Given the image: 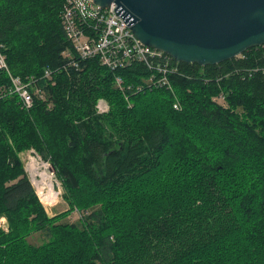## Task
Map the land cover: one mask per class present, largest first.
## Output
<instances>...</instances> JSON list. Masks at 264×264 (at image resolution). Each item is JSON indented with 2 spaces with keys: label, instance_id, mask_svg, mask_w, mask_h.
I'll return each mask as SVG.
<instances>
[{
  "label": "trees",
  "instance_id": "1",
  "mask_svg": "<svg viewBox=\"0 0 264 264\" xmlns=\"http://www.w3.org/2000/svg\"><path fill=\"white\" fill-rule=\"evenodd\" d=\"M63 2L0 0L10 75L42 95L24 107L0 71V264H264V46L178 63L172 93L145 85L142 64L65 68ZM29 149L68 210L47 214L19 156Z\"/></svg>",
  "mask_w": 264,
  "mask_h": 264
},
{
  "label": "water",
  "instance_id": "2",
  "mask_svg": "<svg viewBox=\"0 0 264 264\" xmlns=\"http://www.w3.org/2000/svg\"><path fill=\"white\" fill-rule=\"evenodd\" d=\"M93 2L102 8L114 4L139 43L178 63L207 67L264 46V0ZM53 189L59 190L57 181Z\"/></svg>",
  "mask_w": 264,
  "mask_h": 264
},
{
  "label": "built area",
  "instance_id": "3",
  "mask_svg": "<svg viewBox=\"0 0 264 264\" xmlns=\"http://www.w3.org/2000/svg\"><path fill=\"white\" fill-rule=\"evenodd\" d=\"M61 6L59 20L62 32L72 47V52L66 50L62 53L63 59L67 60L65 68L78 69L80 62L91 58H97L102 66L111 71L142 64L151 71L143 81L145 85L166 88L173 93L170 76L182 73L178 62L157 49L139 43L130 30L128 21L121 17L114 4L102 8L93 0H64ZM3 47L0 43V71L9 75L12 82L11 91L19 95L24 107L30 108L33 95L42 98L41 92L36 90L32 93L30 90L29 86L35 79L24 81L18 76L10 75L6 57L2 52ZM44 77L50 79V70H45ZM122 82L119 76L115 77L116 86L124 92L126 88ZM140 89L141 86L138 87V90ZM178 106L179 102L175 101L172 107L178 109ZM107 109L106 103L99 102L96 105L98 113L106 112ZM0 229H8V225L1 219Z\"/></svg>",
  "mask_w": 264,
  "mask_h": 264
},
{
  "label": "rangeland",
  "instance_id": "4",
  "mask_svg": "<svg viewBox=\"0 0 264 264\" xmlns=\"http://www.w3.org/2000/svg\"><path fill=\"white\" fill-rule=\"evenodd\" d=\"M3 92V90H2ZM220 102L221 99H219ZM101 104H105L106 101L103 102V99L99 101ZM98 102V103H99ZM107 104V103H106ZM20 159L23 163L24 170L26 172V175L28 176V180H30L32 186L35 189V193L37 194L40 202L42 203V206L45 207V210L47 214L52 217L55 216L56 214L62 213L66 210L69 209V206L66 205V202L63 200L62 194L63 192L61 191L62 188L60 186V183L58 182L57 179L55 178V174L53 171H51V166L48 162H45L41 159L40 156H38L33 149H29L23 152L19 153ZM34 161V165L31 166V162ZM46 164V165H45ZM35 166V167H34ZM44 166H47L45 168ZM45 171L49 176L52 177L55 181H57L59 190L55 191L56 194L54 196V199L49 200L44 197V193L46 189L43 187V184L41 183V173ZM44 188V189H41ZM79 214L77 212H73L64 219H62V222H76L78 220ZM1 220H3L6 225H8L7 231L1 230L0 231L6 233L9 232V222L7 218L5 219L3 216L0 217ZM7 220V221H6ZM28 243L32 245H39L42 244L46 240L45 233H34L32 236L28 237Z\"/></svg>",
  "mask_w": 264,
  "mask_h": 264
},
{
  "label": "bare ground",
  "instance_id": "5",
  "mask_svg": "<svg viewBox=\"0 0 264 264\" xmlns=\"http://www.w3.org/2000/svg\"><path fill=\"white\" fill-rule=\"evenodd\" d=\"M34 164H35L34 161H32L31 166ZM44 167L47 168V166H44ZM40 179H41V183L43 184V187L46 189V191L44 193V197L49 199V200L54 199V196L56 194V192L53 189L55 180L52 179V177L49 176L45 171H43L41 173ZM44 188H41V189H44Z\"/></svg>",
  "mask_w": 264,
  "mask_h": 264
}]
</instances>
